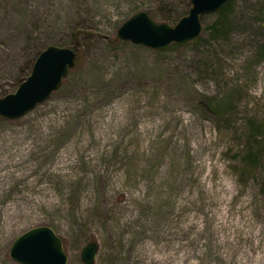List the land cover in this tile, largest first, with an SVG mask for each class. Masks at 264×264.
<instances>
[{
    "label": "rangeland",
    "instance_id": "obj_1",
    "mask_svg": "<svg viewBox=\"0 0 264 264\" xmlns=\"http://www.w3.org/2000/svg\"><path fill=\"white\" fill-rule=\"evenodd\" d=\"M229 3L218 32L224 7L157 49L119 27L175 25L191 0H0V98L49 45L78 54L49 99L0 115V264L42 225L67 264L91 241L93 264H264V0Z\"/></svg>",
    "mask_w": 264,
    "mask_h": 264
},
{
    "label": "water",
    "instance_id": "obj_2",
    "mask_svg": "<svg viewBox=\"0 0 264 264\" xmlns=\"http://www.w3.org/2000/svg\"><path fill=\"white\" fill-rule=\"evenodd\" d=\"M231 0H191L188 15L178 23L156 21L147 11L140 10L119 27L117 36L157 49L172 43H185L196 39L203 32L202 16L216 12ZM78 54L74 48L49 45L37 57L31 74L15 92L0 98V115L17 119L46 101L58 90L70 70L76 67ZM99 244L87 243L81 252L86 264H93L98 256ZM11 256L22 264H67L69 256L63 239L50 226L33 227L14 241Z\"/></svg>",
    "mask_w": 264,
    "mask_h": 264
},
{
    "label": "trees",
    "instance_id": "obj_3",
    "mask_svg": "<svg viewBox=\"0 0 264 264\" xmlns=\"http://www.w3.org/2000/svg\"><path fill=\"white\" fill-rule=\"evenodd\" d=\"M230 4V3H229ZM226 5L220 12V14H221V19L218 21V22H216V26L214 27V30H215V32H218L219 31V28H220V26L222 25V23H224L225 22V19H227V15H228V11H229V9H230V6L232 5V4H230V5ZM176 45H179V44H176ZM41 53V51H39L38 53H37V55H35V57L33 58V60H32V63H31V69H33V66H34V63H35V61H36V59H37V57L39 56V54ZM24 81V80H23ZM224 102H226L225 101V99L223 100ZM223 101H221V102H218L217 103V105H216V107H218L219 109H221V108H223V106L225 105V103L223 102Z\"/></svg>",
    "mask_w": 264,
    "mask_h": 264
},
{
    "label": "bare ground",
    "instance_id": "obj_4",
    "mask_svg": "<svg viewBox=\"0 0 264 264\" xmlns=\"http://www.w3.org/2000/svg\"><path fill=\"white\" fill-rule=\"evenodd\" d=\"M8 231H10V230H8ZM2 236H1V238H0V243H4V241H5V234L3 233V234H1Z\"/></svg>",
    "mask_w": 264,
    "mask_h": 264
}]
</instances>
